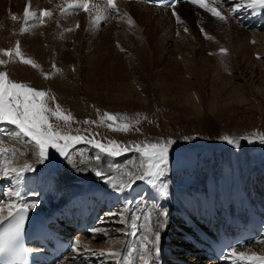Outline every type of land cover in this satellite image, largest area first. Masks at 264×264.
<instances>
[{"label":"bare ground","instance_id":"1","mask_svg":"<svg viewBox=\"0 0 264 264\" xmlns=\"http://www.w3.org/2000/svg\"><path fill=\"white\" fill-rule=\"evenodd\" d=\"M67 1L69 0H38V4L45 5V9H48L51 14L49 16L41 17L40 12H37V18L31 17L29 22H25L26 18L24 16V22L18 23L23 27L22 29H19L18 26H16L19 16L16 17L14 15V19H12V17L8 18L9 21L6 22L7 18L5 17L8 16L7 11L4 12L3 10H0V59L6 61L5 64L0 65V71L8 73L14 78L32 81L34 85L44 87L46 91H54L56 89L64 90L67 88L64 83L60 82V79H63L65 75L70 72L72 60L70 59L71 57L68 55L66 50V47H69V44L66 40H64L63 43L59 42V40H57V42L55 41L57 35H63L66 33V30H63V24H65L64 18L67 17H63L66 13L64 10L62 13V9L64 8V5L67 3ZM223 1L224 2L222 6L227 7L229 10L225 16L227 17L228 21L234 24L233 28L231 29V37L229 38L230 45L232 46L231 51L233 59L229 60V54L226 53L223 55L224 52H222L220 56L223 55V60L225 61L223 64H221L216 63V60L212 57L203 55V57L200 56V59H202L201 61H203L202 64L204 67L202 66V69L198 70L201 68V66L193 60L194 56L192 55L191 58L186 57L185 60L188 61L190 64L189 66L191 67L186 68L185 66L186 70L189 69L188 74L190 79L183 77L181 79H177L176 83L180 84L183 88L185 93L184 102L188 105L189 111L193 114H204L207 111L211 112L218 121L223 120L225 109H228L231 112H239L238 110L243 112L245 109H249L247 108V105H250V95L261 98V101H259L257 104L261 108H259L261 114H264V9L260 7L255 9L243 7L233 14L231 12V8L234 7L236 0ZM78 2L79 0H76V2L73 4ZM114 4L116 5L117 12L118 10L121 11V13L122 11L130 12L128 17H125L126 14L113 13V16L116 15L115 19L117 20V28L121 27L120 30H117L118 35L116 36L124 39L123 41H125V44L128 42L126 41L127 38H130V36L133 34L130 29V31L127 29V24H130L127 22L129 21V18L136 16L134 13L141 14L145 13V10L147 9L153 10L156 11L153 20H164V14L160 12L163 11L168 17L167 20H165L167 24L173 23L170 15L173 18V21H178L175 20L176 17L173 15V9L169 7L153 6L144 4L142 2L121 0L114 1ZM97 5L105 12H113V10L108 8L101 0H91V3L88 5V11H91L94 14L101 13L100 9H95V6ZM212 6L220 10L217 4L213 3ZM168 9H171L170 15H168L169 13L166 12ZM175 11L177 13L178 11L181 12V15L179 16L185 19L182 20L183 22L187 19H194L192 18L194 17L192 13L196 11L203 12L197 6L189 3L188 1L178 3ZM108 15H110V13ZM113 16L111 15V17ZM141 17L143 18V22L145 24L149 26L151 25L149 22H147L146 18H144V15H141L140 18ZM40 19L46 20L44 22V24L46 23L44 27H40V23L38 21ZM50 19H55L56 23ZM243 22L247 24L246 27L250 28V30L242 29V26L245 28V25L242 24ZM240 24L242 26H239ZM151 27L152 25L149 27V29ZM13 29H16L17 34L19 35V40H16L17 37H13L15 36L13 35ZM234 32H237V34ZM239 35L243 36V39L239 37ZM155 36H157V32L153 31V39ZM17 42H19V47L23 56L26 59H31L36 65L35 67H33L31 64L23 63L19 57L15 56L14 50L17 46ZM80 42L81 40H77L78 44ZM124 43H122V46L125 45ZM130 43L132 44V48H129L131 50H129L127 53L126 58L128 57L129 53H134L135 49H137L139 52L142 51V46H140L141 44L133 41H130ZM86 48L88 50L86 49L84 54L82 51L81 54L83 55V60L81 59L82 62L79 59L81 55H78L77 58L79 61L78 59L77 61L79 66L76 65L81 70L80 74L81 79L84 82L83 84H89L90 79L94 80L97 76H101L104 79V86L110 84L115 79L122 88L121 92L115 94L117 99L122 100L125 103H134L136 101H138V103H147L148 91H142L148 90V85H143V83L139 81L138 76H135V71L131 77L127 74L128 72L126 73L121 68L118 70L116 69L117 71L114 72L113 70L115 68L113 67L114 69L112 70V66H109V62L106 61L108 58L105 59L106 55H104L102 52L107 53L110 51L115 55L120 54L114 50H110L111 48L108 49L106 46H100L99 44L96 45L94 51L88 47ZM4 49H12L13 55H5L3 52ZM75 49H78V47ZM164 49H167V47L164 48L160 46V51H163ZM76 51L78 52V50ZM131 57L133 58V56ZM214 58L218 59V57ZM212 60H215L213 61L214 63ZM226 60L230 61V63L229 66L225 68L224 64ZM181 62L182 61H180V63H174L172 61L169 62V66L171 69L180 70V65L183 66ZM192 62L196 63L195 66H193ZM211 62L213 64H211ZM133 65H136L135 61L133 62ZM136 68L137 67H135V70ZM54 69L59 71L57 77H55V75L54 80L49 81L48 85H44V75H50ZM121 73L129 77L127 81L123 79V77L120 75ZM94 74H96L95 77L93 76ZM133 91H136V94H134ZM90 95L96 96V92H92ZM234 105H238L239 107H235ZM229 117L230 116H227L225 119H228ZM15 131L16 128L14 125L0 123V150H6L0 151V208L3 209V211H0V216L3 217L6 211L9 209L7 205L11 202L10 196L11 192L13 191L21 192V202L32 203L37 201L38 203H36L34 209L44 210L47 208L52 209L53 207L61 205L64 200H67L71 197L73 189L79 184V187H77L78 189L84 185V190L79 189L80 193L90 191L91 189L89 188L91 185L94 187L95 185H102L113 190L112 192L115 193L109 195L111 197V204L109 207L111 210H118L125 204H128L132 213H135L136 215H142L145 212L151 214V221H139V223L145 224V227H142L136 236L126 235L125 233L129 231L127 225L121 224L120 222L116 221V218L109 216L104 218V220L107 219L110 221L108 222L103 220L104 225L98 227L99 231L93 232L90 230L92 231L90 234L75 233L77 235L76 241H79V245L77 251L73 254L82 252V256L77 259H70L69 254L67 258L61 259L57 264H117L118 258L109 255H100V252H121L122 254H126L125 249H127L129 246L136 247L141 243V236H151L152 231L148 229L154 230L153 222L155 221L158 213V209L154 207L155 204H160L161 208L168 209V224L167 227L160 233L159 251L158 254L153 255L152 264H207L209 261L205 262L201 258V254L196 249L195 250L198 252V255H193V258H190L187 261L182 259V250L176 248L177 244L180 245L182 242H184L183 245L188 244L187 239H185L187 242L180 240L182 235L178 231L180 228L184 227L182 221L183 217L190 216L192 213H211L213 210H218L222 203V199L227 198L230 200L232 194L235 196L241 195L243 197H247V195L240 193L241 187H243L245 183L250 185L251 182V185L256 186L258 182H260V179L264 180V166H262V168L255 169H251L249 167V148L246 145L244 139L238 137L236 139L239 141V146H233L232 150H225L223 158L224 160L220 163L221 169L219 173H209L217 168L219 166L218 164L217 166L208 168L207 173L204 174V177L200 178V182L198 181L197 187L193 186L189 189H183L177 185V181L174 179L165 176L161 178L171 180V184L169 185L170 196L167 199L160 196L159 190L155 187L153 189L150 187L144 188L146 185L144 183L145 180L137 181L134 184L132 183L129 187H122L120 185L113 186L108 182L106 183L96 180L93 181L91 178L96 176L91 175V173L95 174L97 169L102 171V168H105V170H107L104 172L111 174L110 166L112 163H107L105 161V165L104 163L101 164V160L104 158L105 154L100 157L98 156V160H93L91 157L92 154L88 155L82 152L83 154L79 156V160L81 162L77 163L78 171L71 165L72 167H69L68 171L74 170V172L61 175L66 184H62L50 174L35 173L36 175L31 174L27 176V171L22 174V176L19 178V182L16 183L17 178L14 174L7 177L3 175V170L5 167L21 168L25 164L32 165L37 163V160L36 157L31 154L36 150L35 145L24 137H15L13 135ZM93 154L95 155V153ZM59 155L60 153L56 149L47 150L48 157H57ZM111 159L112 158H110V160ZM125 159L126 158H124V160ZM103 161L104 160H102V162ZM136 163V158L134 156V158L132 157L131 162L127 163V172H134L133 169L137 168L138 166H136ZM131 164H133V168H131ZM81 169H83V172H81ZM89 172L91 173L89 174ZM237 174L238 185L235 186ZM79 177H82V181L78 185H75V179H78ZM120 178L121 175H119V172L114 175V179ZM59 184L64 185L65 188L62 189ZM31 185H34V187H31ZM238 186H240V188H238ZM250 189L253 192L252 188ZM47 193H51L52 198L47 197ZM254 194L255 198L251 199L252 201L257 199V195H259V198L264 200L263 192ZM85 195L86 193H84V196ZM248 196L250 197L251 195L248 194ZM89 200L90 198H86V201ZM254 203V205L259 208L264 215V202L259 203L256 201ZM129 215H131V213ZM112 218L113 220H111ZM61 219L64 220L63 217ZM96 232L98 233L96 234ZM105 233H107V235H105ZM188 247L194 251L191 245ZM236 252H244L247 255L254 253L258 256H264V237L255 240L251 244L245 245L239 250H236ZM88 258L90 259L88 260Z\"/></svg>","mask_w":264,"mask_h":264},{"label":"rangeland","instance_id":"2","mask_svg":"<svg viewBox=\"0 0 264 264\" xmlns=\"http://www.w3.org/2000/svg\"><path fill=\"white\" fill-rule=\"evenodd\" d=\"M28 4L31 5L30 16L26 18L25 22H29L31 17L37 18V12L39 13L40 9L43 7L45 9V5L38 4V0H0V10H3L4 12L7 11L8 16L5 17L7 18L6 22L9 21L8 18L12 17V19H14V15L16 17L19 16L16 26H18L19 29H22L23 27L18 23L24 22L23 17L25 6ZM63 10L64 9H62V13ZM79 11L80 10L76 12L65 11L66 14H64L63 17L67 18H64L65 24H63V30H66V33L63 35H57L55 38L56 42L59 40V42L63 43V41L66 40L69 44V47H66V50L72 60L70 72L67 73L63 79H60V82L64 83L67 88L64 90L56 89L54 91H46L44 87L34 85L32 81L14 78L12 75L7 73L8 78L12 81L22 82L30 87L44 90L46 96L43 99L46 102V106L50 108L52 112H55L58 105L60 113L70 117L68 121H65L52 115L51 112L48 113L49 123L53 126L54 131L58 132L60 135H82L89 139L99 140L104 143H107L110 140L119 141L123 145H130L133 142H139L141 144L166 142L168 139H173L175 140V143L171 145L169 153L170 171L165 175V177L174 179L182 188H192L193 186L197 187L198 181L200 182V178L204 177L208 168L217 166V164L219 166L209 173H219L221 169L220 163L224 160L225 150H232L234 146L223 141L221 139L223 136H229L235 139L238 137L242 139L247 137L248 139H244V141L249 148V167L251 169H255L262 168V166H264V142L259 140L260 136H264V114H261L259 110L260 107L257 104L261 101L260 97L257 98L254 95L249 96L250 105H247V108L250 110L245 109L243 112L240 110H238L239 112H231L228 109H225L223 120L218 121L211 112L206 111L204 114L191 113L188 109V105L184 102V90L180 84L176 83L177 79H181L183 77L190 79L188 74L189 69L186 70V68L191 67L189 66L190 64L188 61L185 60L186 57L191 58L192 55L194 56L193 60L201 66L198 70H201L202 66L204 67L202 64L203 61L200 59L203 55L212 57L216 60H212V62L215 61L216 63L221 64L225 61L223 60V55L226 53L229 54V60L233 59L231 51L232 46L229 42L231 29L234 26L233 23L228 20L221 21L216 17L207 15L206 12L199 11L192 13L194 17H191L194 19H187L183 22L182 20L184 18L182 17V20L178 22L173 21L170 11L168 10L166 12L169 13L168 15H170L173 23L167 24L165 20H167L168 17L163 11L160 12L164 14V20H153L156 11L147 9L145 10V13H134L136 16H132V23L127 24V29L132 31L133 37L130 36V38H127L126 41L128 42L125 44V41H123L124 39L116 36L118 35L117 30H120L121 27L117 28V20L115 19L116 15L113 16L114 14H120L121 11L106 12L107 14H94L91 11ZM220 11L225 15L229 10L227 7L222 6ZM32 13H34L33 16H31ZM109 13L110 15H108ZM178 13L181 15L180 11H178ZM121 14H126L125 17H128L130 12L122 11ZM111 15L113 17H111ZM141 15H144L147 22L152 25L150 29L149 27L151 25L149 26L145 24L143 22V18H140ZM97 18L102 19L104 22L106 21V24L102 23V26L99 28L94 24L96 23ZM40 20H42V24ZM40 20H38L40 27H44V25H46V23L44 24L46 20ZM50 20L56 23L55 19ZM127 23H129V21ZM77 24H79V27H77ZM239 26L242 25L240 24ZM244 27L245 28L242 26V29L250 30V28H247L246 26ZM185 29H187V31H185ZM13 31V35L15 36H12L14 38L17 37L16 40H19V35L17 34L16 29H13ZM153 31L157 32V36H155L154 39ZM205 33L207 36H205ZM234 33L237 34V32ZM239 37L243 39V36L239 35ZM77 40H81V42L78 44ZM130 41L141 44L140 46H142V51L139 52L135 49L134 53H132L133 55L129 53L126 58L127 53L131 50L129 48H132ZM121 42L125 45L122 46L123 44ZM95 44L106 46L108 49L111 48L110 50H114L120 54L115 55L110 51L107 53L102 52L107 56H105V59L108 58L106 61L109 62V66H112V70L115 68L113 70L114 72L121 68L126 73L128 72L127 74L131 77L135 71V76H138L139 81L142 82L143 85H148V90L142 91H148L147 103H138V101L134 103H125L122 100L117 99L115 94L121 92L122 88L115 79L110 84L104 86V79L101 76H97L96 79H94L95 81L90 79L89 84H83L84 82L82 81L80 74L81 70L77 67L79 66L78 61L79 59L80 61L81 59L83 60V55H81L82 51L84 54L87 49L86 47L94 51L96 48ZM159 45L164 48L167 47V49L160 51ZM75 46L78 47V49H75ZM221 48L227 50L222 56H220L222 53L220 51ZM76 50H78V52ZM78 55H81L79 59L77 58ZM131 56H133V58ZM214 57H218V59ZM134 61L136 62V65H133ZM172 61L174 63H180V61H182L181 64H183V66L180 65V70L171 69L169 62ZM227 61L228 60H226L224 64L225 68L229 66L230 63V61ZM195 62H192L193 66H195ZM212 62L211 64L214 63ZM135 67H137L136 70ZM58 73L59 71L54 69L50 75H47V77L45 74L44 85H48L49 81L54 80ZM120 75L125 81L129 78L123 73ZM93 76L95 77L96 74ZM92 92H96V96H91L90 94ZM133 93L136 94V91H133ZM234 106L239 107L238 105ZM105 113L115 114L117 116L116 121L108 120ZM227 116L230 117L225 119ZM85 121H89V123H85ZM93 121L95 123H93ZM108 124H113L114 127L128 124L131 130L127 132L114 131L109 129ZM136 129L139 130L137 131ZM185 137H188L189 139L186 140ZM250 140L254 142H249ZM49 149L54 148L49 147ZM82 152L88 155L92 154L91 157L93 160H95L96 157H100L105 154L102 159L104 161L102 162L101 160V164L104 163L105 165L106 161L107 163H112V165H119L120 170L116 173L119 172V175H121L120 180H126V172L128 171L127 163L131 162L132 157L134 158L135 156L137 162L136 166H138L137 168H134L133 171L138 175L144 174V162L136 152L133 151L118 157H113L86 143L75 145L74 148L70 149V158L62 156L61 154L57 157L47 156L43 162L33 164L34 171H39V174L45 173L53 175V178H56L64 184L65 182L61 175L74 172L73 169V171H68L69 167L73 166L74 169H78L77 163L81 162L79 160V156L83 154ZM93 153H95V155ZM109 156L112 158L111 160ZM124 158H126V162ZM131 168H133V164H131ZM81 170L80 171L83 172V169ZM106 170L105 168H102L103 172ZM28 172L29 171H27L26 174L27 176L35 174L33 171L30 174ZM90 173L91 172H89V174ZM116 173L114 175H116ZM91 175L96 176L94 177L95 179L91 178L93 181L102 180L105 182L103 178L98 177L93 173H91ZM142 180L145 179H137L133 182V184ZM81 181L82 177H79L78 179H75L74 183L75 185H78ZM259 181L260 182L258 183L261 184V181L264 180L260 179ZM144 183L146 184L144 188H154V186L147 180H145ZM79 185L75 188L79 187ZM59 186L62 189L65 188L64 185L59 184ZM260 188H263V186L260 185L257 187L259 190L258 192L262 193L263 191ZM107 211L111 213L115 210L110 209ZM111 220H113V218ZM104 221L109 222L110 220L106 219ZM182 257V259L188 261L190 258H193V255L186 256L183 254Z\"/></svg>","mask_w":264,"mask_h":264},{"label":"snow or ice","instance_id":"3","mask_svg":"<svg viewBox=\"0 0 264 264\" xmlns=\"http://www.w3.org/2000/svg\"><path fill=\"white\" fill-rule=\"evenodd\" d=\"M150 2L168 4V6L173 9V15L178 21L180 20L179 14L175 11L179 0H150ZM190 2L198 4L201 7H207L205 0H190ZM108 5L113 11L117 10L113 0H108ZM30 7V4L25 6V18L30 16ZM74 7L77 10L83 9V11L88 12V0H79ZM243 7L249 9L260 7L264 9V0H236L234 7L231 8V12L235 14ZM208 11L213 17L221 21L227 20V17L216 7L208 8ZM50 14L48 9H42L40 12L41 17L49 16ZM32 15H34V13H32ZM129 23H132L131 18H129ZM77 27H79V24H77ZM185 31H187V29H185ZM205 36H207L206 33ZM220 51L226 52L227 50L221 48ZM3 52L8 56L13 55L12 49H4ZM14 54L16 57H19L23 63L31 64L33 67L36 66L31 59H26L23 56L19 47V42H17ZM5 63V60L0 59V65ZM45 96L46 93L44 90L30 87L22 82L12 81L8 78L6 72L0 71V123L14 125L16 131L13 135L15 137H24L35 145L36 150L31 154L36 157L38 163L43 162L47 158V150L49 147L56 149L62 156H67L68 158L71 156L70 149L81 143L92 145L99 151L113 157H118L134 151L144 162L145 170L143 175H138L135 172L129 171L127 172V180L114 179V174L120 170L119 165L110 166L111 174L101 170H96L95 174L103 178L105 182L111 183L113 186L120 185L122 187H129L137 179H145L159 190L160 196L165 199L170 196L169 185L171 184V180L161 178L170 171L169 153L171 145L175 143V140L168 139L166 142H151L144 144L133 142L130 145H123L121 142L114 140L104 143L99 140L89 139L82 135H60L53 130V126L49 123L48 113L51 112L52 115L65 121H68L70 117L62 115L58 105L56 111L52 112V110L46 106V102L43 99ZM105 115L108 120L116 121L117 119L115 114L105 113ZM85 123H89V121H85ZM93 123L95 122L93 121ZM108 127L114 131L127 132L131 130L128 124L117 127H114L113 124H108ZM136 130L138 131L139 129ZM185 139L187 140L189 138L185 137ZM221 139L236 147L239 146V141L235 138L223 136ZM243 139L248 138L244 137ZM259 140L264 142V136H260ZM249 142L254 141L250 140ZM96 159L98 160L99 157H96ZM31 170H34L31 164H25L21 168L5 167L3 175L7 177L14 174L17 178L16 183H18L22 174ZM21 196L22 194L20 191L11 192V202L7 205L9 208L8 216H0V225L3 223L8 224L6 228L0 226V253L9 252L17 258L21 256V251L17 249V241L23 232L26 214L28 210L34 208L36 203H38L37 201L32 203L21 202ZM154 207L158 209V213L153 222L154 230L148 229L152 231L151 236H141V243L136 247L129 246L125 249L126 254H122L121 252L105 253L101 251L100 255H109L118 258L117 264H152L153 255L158 254L159 251L160 233L168 224V209L161 208L160 204H155ZM0 211H3V209L0 208ZM130 213L131 215H129ZM106 215L116 218V221L121 224H126L129 231L125 234L131 236H136L141 228L145 227V224H141L139 221H151L150 213L145 212L142 215H136L132 213L128 204ZM92 231H99V229ZM105 235H107V233H105ZM78 245L79 241H74L72 245L74 252L77 251ZM232 257L236 258L233 264H244V262H250V264H264V256H258L254 253L247 255L244 252L237 253L234 249H231L228 258Z\"/></svg>","mask_w":264,"mask_h":264}]
</instances>
